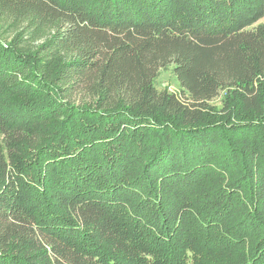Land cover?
I'll return each instance as SVG.
<instances>
[{
  "label": "trees",
  "instance_id": "16d2710c",
  "mask_svg": "<svg viewBox=\"0 0 264 264\" xmlns=\"http://www.w3.org/2000/svg\"><path fill=\"white\" fill-rule=\"evenodd\" d=\"M0 16L54 30L0 41V264H264V0Z\"/></svg>",
  "mask_w": 264,
  "mask_h": 264
},
{
  "label": "rangeland",
  "instance_id": "374dc122",
  "mask_svg": "<svg viewBox=\"0 0 264 264\" xmlns=\"http://www.w3.org/2000/svg\"><path fill=\"white\" fill-rule=\"evenodd\" d=\"M259 22H264V17ZM53 32L52 27H36L32 19L18 21L0 16V41L25 54L38 55L40 47L50 38ZM155 85L158 89H167L174 93L179 91V85L172 66L159 69ZM212 104L220 105L219 97L214 99Z\"/></svg>",
  "mask_w": 264,
  "mask_h": 264
}]
</instances>
